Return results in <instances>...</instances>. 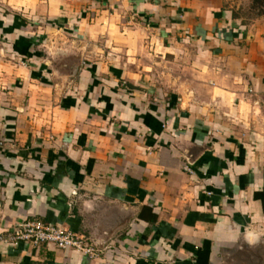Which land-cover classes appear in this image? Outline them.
Wrapping results in <instances>:
<instances>
[{"label":"crops","instance_id":"0c3cea01","mask_svg":"<svg viewBox=\"0 0 264 264\" xmlns=\"http://www.w3.org/2000/svg\"><path fill=\"white\" fill-rule=\"evenodd\" d=\"M0 139V234L99 252L0 264H264V0H0Z\"/></svg>","mask_w":264,"mask_h":264},{"label":"built area","instance_id":"2783aa9c","mask_svg":"<svg viewBox=\"0 0 264 264\" xmlns=\"http://www.w3.org/2000/svg\"><path fill=\"white\" fill-rule=\"evenodd\" d=\"M4 149V141L0 139V152ZM184 169L194 174L191 166ZM30 243L33 246L53 245L62 250H74L92 258L98 256V249L84 235L73 232L61 224H49L32 219L17 223L10 231L0 234V243Z\"/></svg>","mask_w":264,"mask_h":264},{"label":"rangeland","instance_id":"374dc122","mask_svg":"<svg viewBox=\"0 0 264 264\" xmlns=\"http://www.w3.org/2000/svg\"><path fill=\"white\" fill-rule=\"evenodd\" d=\"M260 2H252L253 6L258 5Z\"/></svg>","mask_w":264,"mask_h":264}]
</instances>
